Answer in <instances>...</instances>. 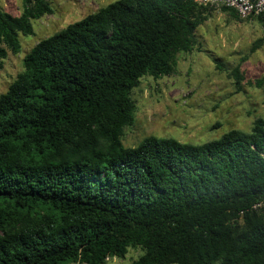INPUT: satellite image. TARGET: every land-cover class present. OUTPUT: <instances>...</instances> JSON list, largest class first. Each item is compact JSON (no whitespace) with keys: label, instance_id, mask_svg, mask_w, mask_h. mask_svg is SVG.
Wrapping results in <instances>:
<instances>
[{"label":"trees","instance_id":"1","mask_svg":"<svg viewBox=\"0 0 264 264\" xmlns=\"http://www.w3.org/2000/svg\"><path fill=\"white\" fill-rule=\"evenodd\" d=\"M51 12L47 0L0 7V68ZM209 13L195 0H114L24 55L0 95V264H105L130 247L131 264H264V213L251 208L264 199V119L202 144L121 142L133 88L172 73Z\"/></svg>","mask_w":264,"mask_h":264},{"label":"rangeland","instance_id":"2","mask_svg":"<svg viewBox=\"0 0 264 264\" xmlns=\"http://www.w3.org/2000/svg\"><path fill=\"white\" fill-rule=\"evenodd\" d=\"M47 1L52 12L32 21V35H19L18 53L7 51L0 95L22 71L23 57L33 45L114 0ZM206 6L210 13L196 28L195 47L177 54L172 73L145 75L133 88L134 119L123 128L124 147H135L148 136L202 144L229 129L248 132L257 118L264 119V25L253 16L237 19L222 6ZM0 7L19 15L22 0H0ZM234 68L242 76L240 89ZM140 254V248L130 247L123 258L110 257L105 264H131Z\"/></svg>","mask_w":264,"mask_h":264},{"label":"built area","instance_id":"3","mask_svg":"<svg viewBox=\"0 0 264 264\" xmlns=\"http://www.w3.org/2000/svg\"><path fill=\"white\" fill-rule=\"evenodd\" d=\"M199 5L226 6L235 10L242 18L258 16L264 13V0H195ZM264 213V199L257 201L251 207Z\"/></svg>","mask_w":264,"mask_h":264}]
</instances>
